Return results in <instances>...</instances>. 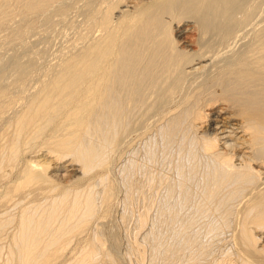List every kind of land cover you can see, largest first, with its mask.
<instances>
[{
	"label": "bare ground",
	"instance_id": "obj_1",
	"mask_svg": "<svg viewBox=\"0 0 264 264\" xmlns=\"http://www.w3.org/2000/svg\"><path fill=\"white\" fill-rule=\"evenodd\" d=\"M0 126V264H264V0H0Z\"/></svg>",
	"mask_w": 264,
	"mask_h": 264
},
{
	"label": "rangeland",
	"instance_id": "obj_2",
	"mask_svg": "<svg viewBox=\"0 0 264 264\" xmlns=\"http://www.w3.org/2000/svg\"><path fill=\"white\" fill-rule=\"evenodd\" d=\"M40 46H41V45H40ZM41 47H42V46H41ZM5 60H6V57H5ZM0 128L2 129L1 126H0ZM1 129H0V132L2 133L3 130H1ZM1 133H0V134H1ZM1 136H2V135H1ZM1 136H0V138H1V139H0V143L2 144V142L4 141V139H3L4 132H3V136H2V137H1ZM4 137H6V135H5ZM7 137H8V136H7ZM1 144H0V145H1ZM4 163H5V164H4ZM4 163L2 164V167H3V168H4V165H5V166L7 165L6 162H4ZM0 166H1V165H0ZM5 169H6V167H5ZM0 174H1V173H0ZM3 177H4V178H3ZM5 177H6V178H5ZM7 178H8L7 176H2V179H1V176H0V183H1V180H2V181H5L6 183H8V182H7V181H8ZM3 179H6V180H3ZM5 182H2V183H4L3 185L6 186L7 184H6ZM2 183H1V184H2ZM20 183H21V184H20L21 186H24V187H25L26 183H24L25 185H23L22 182H20ZM30 183H31V182H30ZM30 183H29V184H30ZM1 184H0V191H1V190H4V189H6V188H7L6 190L8 191L10 188H12V187L15 186V185L13 186V184H12V185L10 184L8 187L5 188V186H3V188H2V187H1ZM31 184L35 185L36 183L34 182V183H31ZM31 184H30V186H31ZM20 185H19V186H20ZM21 186L19 187V191L22 190V189L24 188V187L21 188ZM28 186H29V185H28ZM28 186L26 185V187H28ZM26 187H25L24 189H26ZM1 188H2V189H1ZM28 188H29V187H28ZM113 203H114V202H113ZM115 205H116V204L114 203L113 206L110 207L111 209L113 208L112 210H111L110 208H109L110 211L108 210V211H109V212H108L109 215L107 214V215H108V218H107V219H109V222H108V220H107V222H108V224H110V225H108L109 228L115 229V230H114L115 232H116V230L118 231V232H116V234H117V237H116V238H118V240H117L118 242H119V240H120V243H121V244H120V247H119V251H120L121 253H119V254L122 255V254H124V250H122L123 247L121 246V245H122V242H121V241H122V238H123V237H122V234L120 233L121 231L119 230V228H118V229H117V228H113V227H117V226H115V225H117V223H116L117 221H116V220L118 219V214H117V212L114 213L115 210L117 211V208H116V207H115L116 209L114 208ZM110 213H111V214H110ZM113 213H114V214H113ZM112 214H113V215H112ZM115 214H117V215H116L117 219H116V217H114ZM105 216H106V215H105ZM110 216H113V217H112L113 219H112ZM106 217H107V216H106ZM106 217H105V219H106ZM114 220H115L114 223H116V224L113 223ZM111 223H113L114 226H112ZM111 226H112V227H111ZM118 233H119L121 236H120ZM119 236L121 237V239H120ZM121 247H122V248H121ZM56 254H57V255H56ZM49 256H50L51 258H50ZM54 256H55V257H54ZM57 256H58V257H62V255H59V253H56V252H53V251H52V253H50V254H48V255L46 256L47 258L45 257L46 260H45L44 258L42 259V260H45V261H42V262H43V263H45V262L48 263L49 261L55 260L54 258H56ZM123 256L125 257V254H124ZM123 256H122V257H123ZM122 257H121V256L116 257V259H115L116 264H121V263L123 264V262H124V264H127V263L129 264V261L126 260V259L124 260V259H123L124 257H123V258H122ZM118 258H119V259H118ZM120 258H122V259H120ZM56 259H57V258H56ZM61 259H62V258H61ZM118 260H119V261H118ZM121 260H123V262H122ZM120 261H121V262H120ZM127 261H128V262H127ZM115 262H114V263H115ZM117 262H118V263H117ZM125 262H126V263H125ZM49 263H50V262H49ZM112 263H113V262H112ZM112 263L110 262V263H107V264H112ZM114 263H113V264H114ZM130 264H131V263H130Z\"/></svg>",
	"mask_w": 264,
	"mask_h": 264
}]
</instances>
